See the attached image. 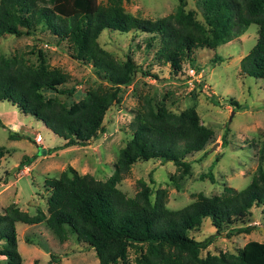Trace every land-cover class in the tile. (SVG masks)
<instances>
[{
	"label": "trees",
	"instance_id": "1",
	"mask_svg": "<svg viewBox=\"0 0 264 264\" xmlns=\"http://www.w3.org/2000/svg\"><path fill=\"white\" fill-rule=\"evenodd\" d=\"M198 1L203 22L194 17L193 11L184 10V1L172 13L150 20L124 11L122 0H0V37L30 35L37 28L46 30L57 40H65L68 55L82 64L90 63L93 74L105 82L89 87L76 101L65 103L58 96L73 95L75 87L63 86L69 75L49 67L40 50L36 51L35 64L29 63L23 53L0 54V101L40 120L64 140L60 148L94 138L104 131L101 121L105 111L118 102L122 88L131 84L139 71L128 56L118 61L97 44L96 37L103 29L158 34L161 60L172 71H179L182 60L195 48L215 49L255 24V42L238 66L241 73L260 79L264 89V0ZM229 102L238 106L236 101ZM129 130V138L119 148L113 170L104 180L80 174L68 165L57 175L43 179L45 212L37 208L29 214L15 203L3 209L0 256L4 258L0 264H21L16 224L40 222L59 242L70 234L92 248L97 264H128V248L138 254L137 264H264V244L258 241H246L235 253L219 251L202 256L201 250L214 234L201 240L189 235L205 217L217 234L224 223L246 215L252 206H261L264 218V166L258 164L248 184L239 190L224 185L217 195L198 194L182 207L168 209L164 189H155L150 201L151 189L141 178L135 180L132 196L122 192L118 183L133 163L157 159L175 166L172 181L179 188L189 173L187 157L213 143L214 133L199 123L192 107L172 113L162 102L152 103L149 98L135 110ZM259 152L262 156L264 145ZM4 153L0 146V158ZM32 159L25 156L19 165ZM251 228L232 226L225 234L248 233ZM50 261L56 263L58 257L50 255Z\"/></svg>",
	"mask_w": 264,
	"mask_h": 264
},
{
	"label": "rangeland",
	"instance_id": "2",
	"mask_svg": "<svg viewBox=\"0 0 264 264\" xmlns=\"http://www.w3.org/2000/svg\"><path fill=\"white\" fill-rule=\"evenodd\" d=\"M97 1L103 3L105 0ZM180 1L185 3L184 10L193 11L194 17L203 22L198 0H122V6L134 16L154 20L172 13ZM256 28L255 24H249L241 34L215 49L195 48L182 60L179 71H172L161 60L158 34L103 29L96 37L97 44L118 61L128 56L139 71L132 83L122 88L118 102L105 111L101 121L104 131L98 132L88 144L60 148L64 140L46 129L40 120L20 112L7 101H0V146L5 149L0 158V213L10 203L29 214L37 208L45 212L47 192L42 187L43 179L57 175L68 165L80 174L88 173L98 180L107 178L119 148L129 138V121L144 98L152 103L162 102L172 113L192 107L199 123L213 131L214 141L203 151L187 157L189 173L179 188L172 181L175 166L171 162L149 159L130 166L129 173L118 183L122 192L132 196L136 190L135 180L141 178L151 189L150 201L155 189L162 188L166 195L165 207L177 209L198 194H219L224 185L235 190L245 187L256 166H264V153L261 156L259 152L264 145L262 81L241 73L238 66L240 58L255 42ZM66 46L65 40H57L39 28L30 35L0 37V54L23 53L29 63L35 64L36 51L40 50L49 67L67 73L69 79L63 86L74 85L75 92L71 96L58 97L70 103L81 98L89 87L105 82L93 74L90 63L82 64L72 59ZM231 100L238 106L230 104ZM11 134L17 136L9 138ZM37 146L46 149V154L37 155ZM25 156H33V159L19 165ZM199 175L205 176L200 178ZM260 207L252 206L246 215L224 223L217 234L205 217L199 228L191 230L189 235L201 240L214 234L211 242L201 250L202 256L219 251L235 253L248 240L264 244V218ZM244 225H251V231L226 236L230 227ZM15 234L21 264H97L92 248L70 234L65 241L59 242L44 222L17 223ZM50 255H56L58 262H51ZM137 256L132 248L127 249L128 264H137ZM3 258L0 256V263Z\"/></svg>",
	"mask_w": 264,
	"mask_h": 264
},
{
	"label": "water",
	"instance_id": "3",
	"mask_svg": "<svg viewBox=\"0 0 264 264\" xmlns=\"http://www.w3.org/2000/svg\"><path fill=\"white\" fill-rule=\"evenodd\" d=\"M78 144H82V145H84V144H88V141H84V142H79ZM215 144V143H214ZM214 144L211 146V148H213L214 147ZM37 148H38V151H37V155H44V154H46V149H44L43 147H41V146H37ZM262 231H264L263 229H262Z\"/></svg>",
	"mask_w": 264,
	"mask_h": 264
},
{
	"label": "built area",
	"instance_id": "4",
	"mask_svg": "<svg viewBox=\"0 0 264 264\" xmlns=\"http://www.w3.org/2000/svg\"><path fill=\"white\" fill-rule=\"evenodd\" d=\"M189 72H190V74H193V71H192V69H190V71H189Z\"/></svg>",
	"mask_w": 264,
	"mask_h": 264
},
{
	"label": "crops",
	"instance_id": "5",
	"mask_svg": "<svg viewBox=\"0 0 264 264\" xmlns=\"http://www.w3.org/2000/svg\"><path fill=\"white\" fill-rule=\"evenodd\" d=\"M43 125V124H42ZM44 126V125H43ZM45 127V126H44ZM46 128V127H45ZM47 129V128H46ZM50 131V130H49ZM51 132V131H50ZM3 182V181H2ZM31 225V224H30ZM33 225V224H32ZM1 257H3V256H1Z\"/></svg>",
	"mask_w": 264,
	"mask_h": 264
}]
</instances>
